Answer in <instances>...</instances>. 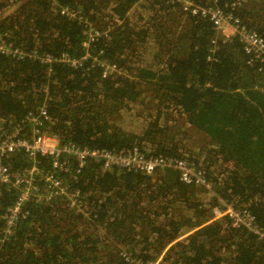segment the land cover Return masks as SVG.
<instances>
[{"label": "trees", "instance_id": "trees-1", "mask_svg": "<svg viewBox=\"0 0 264 264\" xmlns=\"http://www.w3.org/2000/svg\"><path fill=\"white\" fill-rule=\"evenodd\" d=\"M217 1L264 37V0ZM62 8L81 11L101 32L111 28L89 50L123 74L103 78L92 60L49 70L0 55V131L44 108L41 130L62 143L134 145L185 160L205 167L209 187L184 184L174 170L104 171L90 162L76 181L64 176L68 196L32 198L10 235L0 221V264H264V240L215 215L224 202L247 204L264 226V71L247 64L239 39L216 40L208 18L169 0H0V29L21 49L81 58L83 27ZM22 134H32L30 124ZM36 158L51 169L49 158ZM6 163L12 171L33 165L21 150ZM77 190L81 208L71 209ZM18 193L0 185V214Z\"/></svg>", "mask_w": 264, "mask_h": 264}, {"label": "built area", "instance_id": "built-area-1", "mask_svg": "<svg viewBox=\"0 0 264 264\" xmlns=\"http://www.w3.org/2000/svg\"><path fill=\"white\" fill-rule=\"evenodd\" d=\"M171 3L181 5L183 11L190 13L199 19L208 18L216 32V40H227L236 36L248 56L247 64L259 71H264V37L258 32L249 31L231 12L218 6V1L213 0L209 6L196 5L192 0H169ZM61 14L67 15L70 21H76L82 25V33L85 36L82 47L85 55L81 58H72L67 53H61L57 57L50 54H40L37 50H26L15 46L7 39V34L0 29V55L12 60H37L52 68V64L62 62L69 67L78 68L85 61H98L102 66L103 78L122 73L117 63L109 64L107 59L100 61L91 56L89 47L96 45L101 37L110 39L111 28L101 32L91 26L87 18L80 12L63 9ZM117 20V19H115ZM230 33L228 32L229 30ZM102 52V51H101ZM264 93V87L261 88ZM49 119L47 111L41 108L38 113L28 112L17 124L11 133L0 131V185L7 189L15 188L19 191L14 204L6 213L0 214V221L6 224V234L12 233L13 227L20 219L27 217L29 211L27 203L32 198L41 201H50L58 196L69 195V187L64 178L76 181L82 171L90 162L99 164L104 171L118 168L127 172H141L152 175L158 169L174 170L178 173V179L184 184H199L209 187V181L205 177V167L186 163L174 157L162 155H147L134 145H121L117 148H81L73 142H61L56 136L45 134L41 128ZM30 124L31 135L24 136L22 132ZM25 152L32 159L33 165L21 171H12L6 161L16 151ZM49 158L51 169L47 172L40 170L36 160L37 156ZM38 184H44L45 189ZM44 193V194H43ZM68 200V206L72 209L81 208V193L77 190ZM225 203L226 210L223 213L215 209L217 217L226 215L235 227H241L260 239L264 240V226H261L254 214L248 209L247 204L235 207V203ZM155 264V263H151Z\"/></svg>", "mask_w": 264, "mask_h": 264}, {"label": "rangeland", "instance_id": "rangeland-1", "mask_svg": "<svg viewBox=\"0 0 264 264\" xmlns=\"http://www.w3.org/2000/svg\"><path fill=\"white\" fill-rule=\"evenodd\" d=\"M114 21H115V23H117V25L120 24V21L119 20H114ZM230 31H232V30L230 29L228 32L230 33ZM122 139H125L126 140L127 138L126 137H122ZM166 177H167V180L169 182H172V181L176 180L175 179L176 177H174V174H172L170 172H169V174L166 173Z\"/></svg>", "mask_w": 264, "mask_h": 264}, {"label": "clouds", "instance_id": "clouds-1", "mask_svg": "<svg viewBox=\"0 0 264 264\" xmlns=\"http://www.w3.org/2000/svg\"><path fill=\"white\" fill-rule=\"evenodd\" d=\"M63 9H65V8H62V9L60 10V15H61V16H65V17H67V18L69 19V17H68L67 15H63V14H61V12H62ZM72 10H74V9H72ZM80 13H81V11H80ZM81 14H82V13H81ZM82 15H83V14H82ZM263 87H264V86H263ZM261 88H262V87H261ZM261 92H262V91H261ZM262 93H263V92H262ZM155 264H157V263H155Z\"/></svg>", "mask_w": 264, "mask_h": 264}]
</instances>
